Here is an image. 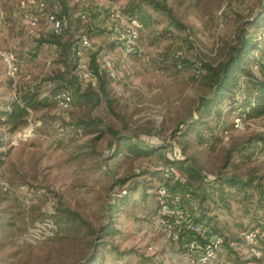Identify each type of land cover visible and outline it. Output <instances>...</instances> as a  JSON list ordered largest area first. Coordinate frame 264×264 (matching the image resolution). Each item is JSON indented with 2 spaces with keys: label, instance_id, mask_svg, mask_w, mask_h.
<instances>
[{
  "label": "rangeland",
  "instance_id": "374dc122",
  "mask_svg": "<svg viewBox=\"0 0 264 264\" xmlns=\"http://www.w3.org/2000/svg\"><path fill=\"white\" fill-rule=\"evenodd\" d=\"M19 1L0 0V51L11 49L21 62L17 75L11 78L0 60V95H12L15 87L29 81L43 85L53 69L50 47L46 43L37 46L36 39L21 25ZM128 1L67 2L76 6L78 17L77 13H91L92 44L104 48L114 62L116 75L108 77L114 113L103 102L90 113L103 125L92 123L88 129L77 126L75 121L84 108L71 104L65 110L51 105L32 113L27 124L14 133L0 127V264H75L82 258L83 252L90 250L91 238L84 230L77 234L79 240H70L72 244L66 239L44 240L53 227V213L63 207L79 213L93 233L108 223L120 231L118 235L105 234L101 240L107 243L98 246L99 258L86 264H188L179 244L166 240L156 222L157 190L162 181L154 169L162 166L165 155L180 154L204 176L211 177L222 166L224 174L243 177L253 172L264 183V144L255 141L257 136L264 137V115L242 120L234 111L225 114L221 123L213 120L216 141L206 148L184 149L173 133L177 122L189 118L196 96L204 93L195 65L219 58L225 45L233 42L236 28L247 29L245 23L252 18L259 0H166L182 27L171 25L162 12L144 5L151 20L144 24L132 16L141 25L137 52L124 55L114 51L112 41L108 44L107 36L116 37L118 32L102 26L103 17L97 8L112 3L127 16L124 6ZM86 25L81 18L75 45L79 36L86 34ZM255 37L264 44V35L256 33ZM236 119L243 123V129L234 128ZM106 126L122 135L113 146ZM248 139H252L248 149L233 152L224 164L225 152ZM133 143L138 145L137 152L146 149L143 144L153 152L137 155L130 151ZM125 192L126 201L132 199L133 203L122 209L117 206L115 212L109 210L116 197ZM263 216L260 209L245 214L232 202L229 210L207 220L226 238L217 264H264V259H255L245 244L237 250L229 244L241 241L242 230L264 226ZM258 244L264 250V241Z\"/></svg>",
  "mask_w": 264,
  "mask_h": 264
},
{
  "label": "trees",
  "instance_id": "16d2710c",
  "mask_svg": "<svg viewBox=\"0 0 264 264\" xmlns=\"http://www.w3.org/2000/svg\"><path fill=\"white\" fill-rule=\"evenodd\" d=\"M58 1L60 7L57 15L63 20L62 31L60 33L42 32L31 35L32 38L36 39L37 46L46 43L50 47L52 50L51 63L56 66H52L53 69H50L51 71L44 79L43 85L29 81L15 87L16 89L12 95L8 96L5 93L0 95V127L6 133H14L23 128L32 113L55 105L51 95L61 90L70 93V106L72 104L76 108H84L82 109L84 113L75 121L77 126L88 129L92 123L103 125L98 117L90 116L91 111L96 109L102 102L110 112H113L111 108L114 99L111 96L108 75L103 70L98 71L94 54L90 58V65L96 74L95 81L83 83L79 79L73 47L75 45L74 35L82 17L76 15V6H69L68 0ZM144 5L162 12L168 17L171 25L183 26L173 15L172 9L167 5L166 0H131L124 6V11L131 17H137L144 24H148L151 15L144 8ZM90 24L86 25L83 31L88 35L93 27ZM245 25L247 29L242 26L236 28L233 42L225 45L218 59L215 61H201L199 65H195L204 93L196 96L193 105H191V111H188L189 118L177 122L173 129L176 138L183 142L181 146L184 149L185 147L206 148L207 145L215 143L214 125L211 122L218 119V122L221 123L227 113L235 111L238 114L237 117L242 120L256 119L264 115V44L260 43L255 37L256 33L260 36L264 35V0H259L256 11L253 12L252 18ZM250 28L256 30V33L254 34V31L250 32ZM257 52L258 54L255 55ZM220 128L225 129L224 127ZM105 130L113 136L111 146L115 144L116 140L122 139V135L118 130L110 126H106ZM99 131H102V129H99ZM251 141L252 139H248L237 148L230 147L225 152L224 164L228 163L233 152L240 153L245 149L247 150ZM255 141L264 144V137L257 136ZM137 146L134 143L130 145V151L137 155H147L153 152V149L144 144L142 148L146 149L137 152ZM2 156L3 153L0 152V165L3 163ZM161 159L164 160L162 168L172 165L185 177V182L181 183L162 177L161 169H154L160 175L162 184L167 187L170 193L178 197L180 203L186 207L189 215L195 221L208 225L207 222L213 217L214 220L216 219L215 216L218 212L229 210L232 202L245 214L258 209L264 212V183L253 172H247L243 177H240L236 174L222 173L220 171L221 166L210 177L202 175L199 168L191 160L183 158L180 154H173L170 157L165 155V159L164 157H161ZM126 195L125 192L123 195L116 197L117 199L112 202L113 204L110 203L109 210L115 212L131 205L133 201L132 199L126 201ZM193 200L195 204L189 205ZM117 206H119V209ZM190 209H193L192 212ZM53 214L55 215L52 217L55 219L53 218L54 221H51V224H53L52 234L46 236L44 240L48 239L54 242L59 241V239H66L72 244V241L79 240L77 234L82 230L89 235L91 234L90 250L83 252L82 258H79L75 264H86L89 260L96 261L100 256L98 246L107 243L101 238L105 234L118 235L120 233L115 225L109 223L103 225L99 233H93V228L88 221L82 218L79 213L67 207L58 209ZM6 225L11 226L10 221H6ZM213 228L217 231L215 227ZM218 232L223 237L222 247H224L227 245L226 238L220 231ZM96 238L99 239L98 242L95 241Z\"/></svg>",
  "mask_w": 264,
  "mask_h": 264
},
{
  "label": "built area",
  "instance_id": "2783aa9c",
  "mask_svg": "<svg viewBox=\"0 0 264 264\" xmlns=\"http://www.w3.org/2000/svg\"><path fill=\"white\" fill-rule=\"evenodd\" d=\"M59 7L58 0H20L19 21L30 36L36 35L39 31L60 33L63 20L57 15ZM97 10L100 12V16L103 17L102 26L107 30L118 32L116 37L109 39L114 43V51L117 50L124 55L137 52V31L141 25L136 18L126 16L118 5L112 3L103 4ZM82 16L85 24L92 20L91 16H86L85 13H82ZM125 21L128 24L124 26ZM118 23L122 24L121 27L117 25ZM117 27L120 28V31L122 30V33L117 30ZM92 42L89 35L82 34L78 38L77 45L73 47L79 79L83 83L95 81L96 74L90 65L92 54H94L98 71L103 70L109 78H114L116 71L113 60L104 48L93 45ZM0 60L5 73L14 78L21 65L14 51L11 49L0 51ZM46 64L50 65L51 63L47 61ZM51 98L60 110H65L70 106L71 95L68 91H56L51 95ZM233 126L238 130L244 127L238 119L234 121ZM223 132L226 134L227 130ZM159 169H161L162 177L181 183L184 182L176 167L168 165L163 168L159 167ZM157 200L159 211L156 222L166 240L179 244L177 247L182 251V255L187 257L188 264H217L223 243L221 234L210 225L195 221L189 215L186 207L180 203L178 197L170 193L163 184L157 190ZM49 230L50 234L48 235H51V228ZM239 237L241 241L229 243L234 250L240 249L245 244L255 259H264V250L258 244V241H264V226L244 229L239 233ZM252 263V261H248V264Z\"/></svg>",
  "mask_w": 264,
  "mask_h": 264
},
{
  "label": "crops",
  "instance_id": "0c3cea01",
  "mask_svg": "<svg viewBox=\"0 0 264 264\" xmlns=\"http://www.w3.org/2000/svg\"><path fill=\"white\" fill-rule=\"evenodd\" d=\"M89 3L91 4V2H89ZM77 14H78V15L80 14L81 17L83 18L82 13H77ZM87 16H91V15L88 14ZM91 18H92V17H91ZM92 21H93V19H92L90 22H92ZM90 22H89V23H90ZM89 23H88V24H89ZM107 35H109V34L107 33ZM102 38H104V37H102ZM107 38L111 39L112 37H111V36H109V37L107 36ZM107 38H105V39H107ZM109 39H107V40H108V44H109V41H110ZM103 40H104V39H103ZM110 42H111V41H110ZM110 44H111V43H110ZM96 46H97V45H96Z\"/></svg>",
  "mask_w": 264,
  "mask_h": 264
}]
</instances>
